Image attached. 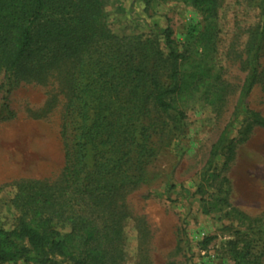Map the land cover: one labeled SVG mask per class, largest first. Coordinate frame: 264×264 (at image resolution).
Instances as JSON below:
<instances>
[{
	"label": "rangeland",
	"instance_id": "374dc122",
	"mask_svg": "<svg viewBox=\"0 0 264 264\" xmlns=\"http://www.w3.org/2000/svg\"><path fill=\"white\" fill-rule=\"evenodd\" d=\"M106 10L116 36L137 38L127 46V62L163 83H169L163 32L171 28L180 53L213 67V101L199 87L174 100L177 112L164 113L145 93L134 113L137 103L125 91L116 108L122 120L134 121L128 147L115 156L129 152L122 165L125 186L97 200L78 199L65 190L61 132L82 57L51 52L43 59V51L15 72L0 64V228L29 220L38 199L44 217H54L62 233L82 231L71 218L92 221L105 264H264V128L251 116L264 119V44L257 84L241 105L249 57L263 32L264 0H220L215 45L208 51L197 45L205 23L193 7L157 0L146 10L141 0H107ZM108 47L93 46L90 54L103 60ZM230 123L232 159L223 155L217 177L199 190L212 149ZM96 160L89 148L90 171ZM207 238L213 240L207 244Z\"/></svg>",
	"mask_w": 264,
	"mask_h": 264
},
{
	"label": "trees",
	"instance_id": "16d2710c",
	"mask_svg": "<svg viewBox=\"0 0 264 264\" xmlns=\"http://www.w3.org/2000/svg\"><path fill=\"white\" fill-rule=\"evenodd\" d=\"M141 1L148 10L157 0ZM165 1L183 3L203 16L204 29L197 37V45L203 51L213 50L220 0ZM106 6L107 0H0V64L8 72L17 71L25 61L35 58L37 52L46 51L43 59L51 52L62 57H82L79 75L73 78L72 96L61 132L65 150V190L72 191L78 199L97 200L125 186L122 165L129 152L122 158H115L128 147V136L132 133L128 125L134 121L133 116L126 122L122 120L121 112L116 108L125 91L132 95L131 103H137L134 113L145 93L155 108L170 113L178 111L176 98L185 99L199 87L206 88V100L212 103L211 81L218 79L212 66L192 60L186 52H179L171 28L163 32L169 49L167 62H164L169 83H163L158 74L150 76L145 69L127 62L131 59L127 46L137 43V38H122L113 33ZM153 40V36L148 39L149 43ZM263 44L264 26L259 44L249 57L250 72L243 86L241 105L257 84ZM93 46H110L107 54L102 56L103 60L101 57L94 60L90 54ZM143 75H149V81L141 91ZM239 115L240 106L235 112L236 119ZM251 116L254 124L264 128V119L260 115L251 113ZM232 128L233 123L227 125L213 147L199 190L217 177L214 169L223 155L228 154L232 159L235 149ZM89 148L94 150L97 159L94 171L89 170L87 162ZM228 164L227 160L225 165ZM36 201L29 220H23L13 230L0 228V264L19 261L57 264L52 255H59L74 264H105L106 253L99 243V230L92 221L81 216L71 218L82 231L62 233L55 228L54 217H44L42 200ZM212 240L207 238L205 243Z\"/></svg>",
	"mask_w": 264,
	"mask_h": 264
}]
</instances>
